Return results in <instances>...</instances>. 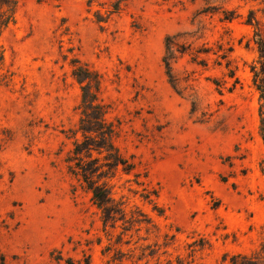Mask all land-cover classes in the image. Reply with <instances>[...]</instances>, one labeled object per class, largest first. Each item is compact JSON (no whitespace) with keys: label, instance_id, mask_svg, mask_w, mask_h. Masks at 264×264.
<instances>
[{"label":"rangeland","instance_id":"rangeland-1","mask_svg":"<svg viewBox=\"0 0 264 264\" xmlns=\"http://www.w3.org/2000/svg\"><path fill=\"white\" fill-rule=\"evenodd\" d=\"M14 1L0 32V264H264V0ZM73 60L99 75L132 166L100 180L125 213L105 226L68 171Z\"/></svg>","mask_w":264,"mask_h":264},{"label":"trees","instance_id":"trees-1","mask_svg":"<svg viewBox=\"0 0 264 264\" xmlns=\"http://www.w3.org/2000/svg\"><path fill=\"white\" fill-rule=\"evenodd\" d=\"M42 2L44 0H36ZM14 0H0V32L13 22L16 8ZM119 3V2H118ZM118 3L114 4L113 11H117ZM173 42L168 39L167 50L162 62L171 86L176 89V79L172 74ZM261 46L264 45L261 44ZM72 75L80 85L81 89V118L78 127L71 130L73 136L72 149L69 151L67 162L68 171L84 184V188L91 194V201L101 211L103 225L115 223L125 218L122 204L115 201L111 191L105 183H100L102 178L112 170L122 166L123 170L129 172L131 165L122 158L113 144L116 130L106 120L107 106L99 98L101 80L97 73L90 71L78 61H72ZM264 73V68H263ZM255 72L256 87L260 92V99L264 101V82L257 83V72ZM261 81V82H260ZM263 107H260L261 131L264 140V118ZM80 135V138L77 135ZM141 223V220L135 219Z\"/></svg>","mask_w":264,"mask_h":264}]
</instances>
